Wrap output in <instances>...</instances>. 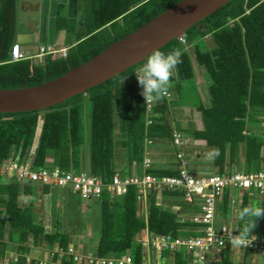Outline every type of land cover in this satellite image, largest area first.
<instances>
[{"label":"trees","instance_id":"16d2710c","mask_svg":"<svg viewBox=\"0 0 264 264\" xmlns=\"http://www.w3.org/2000/svg\"><path fill=\"white\" fill-rule=\"evenodd\" d=\"M178 1L80 0L81 15L67 17L60 12L57 19L58 27L74 31L76 37L66 56L54 52L38 58L25 53V57L11 60L17 0H0V88L36 85L62 75ZM209 35L214 41L212 46L205 40ZM182 37L186 42L174 38L125 71L60 103L41 109L0 112V161L9 157L19 162L30 158L34 168L52 164L63 170H83L109 183L116 174L126 177L143 172L147 136L159 143L166 142L175 151L172 130L176 128L184 133L189 131L195 141L211 148V166L216 169L213 173L235 171L241 155L243 171L264 168V134L246 131L249 115L264 114V0H230L189 27ZM190 46L208 79V98L203 100L197 95L193 102L183 92L184 82L195 75L187 48ZM167 55L173 56L167 72L169 89L172 94L173 90L177 92L182 104L158 96L156 85L161 72L155 66L149 67ZM137 70L144 72L142 79ZM144 84L152 85L150 91L157 96L151 124L146 123ZM86 97L91 99L89 124L85 120ZM171 105L194 106L201 123L185 127L177 121L173 126L168 116ZM117 126L125 148L122 168L117 161ZM149 171L159 176L178 173L174 166H156ZM51 189L47 184L26 183L17 175L8 178L0 167V264L6 253L14 249L19 252V264H27V256H31L30 264H39L43 248H52L56 242L63 247L68 245L70 235L61 229L60 220L57 219L53 230H48L41 219L42 208L35 201V197L48 194ZM242 190V199L237 203L232 201L233 190L224 189L217 205V219H229L234 206L236 226L241 232L252 234L259 225L264 232V193L257 191L260 200L251 201L248 191L254 189ZM24 195L30 196L28 204H21ZM137 196V185L129 184L126 192L118 194L105 186L101 196L95 198L100 213L94 248L97 257L120 256L130 250L133 262L142 264L145 250L137 238L144 230L151 234L179 235L182 229L200 233L197 224L182 214L186 205L182 191L163 190L159 199L158 192L151 190L145 213ZM233 252L227 245L217 263L205 264H255L245 259L235 261ZM162 255H171L172 262L160 260L158 264H193L192 254L185 249L164 250ZM63 262L73 263L69 258Z\"/></svg>","mask_w":264,"mask_h":264},{"label":"built area","instance_id":"2783aa9c","mask_svg":"<svg viewBox=\"0 0 264 264\" xmlns=\"http://www.w3.org/2000/svg\"><path fill=\"white\" fill-rule=\"evenodd\" d=\"M183 42L185 38L179 36ZM11 60H19L25 57L19 42L15 41L11 47ZM40 52L43 54L58 52L61 56H66L67 48L56 49L54 45H41ZM173 60L172 55L158 58L149 67H157L160 70V77L156 86L159 88V97L170 98L172 93L169 89L168 70ZM138 77L142 79L144 72L137 70ZM152 85L144 84V96L146 102V123L154 121L155 106L157 96L150 91ZM172 141L175 148V168L178 173L172 175H156L149 171L155 167L149 145L154 139L146 137V149L143 160V172L141 174H131L121 177L116 174L113 180L105 183L100 176H95L87 171L75 172L73 170H63L59 166L47 164L40 168H34L32 160L26 158L19 162L9 157L0 161V167L8 178L13 175L26 183L47 184L51 188L69 189L73 193L79 194L84 200L95 199L101 196L106 186L110 192L124 193L129 184L138 187V200L143 208V213L147 210V194L151 190L158 192L159 199L163 190L182 191V199L187 206H196L197 210L188 215L192 222L197 224L199 235H173V234H151L144 230L138 236V241L142 242L145 250L142 264H158L164 250L171 252L185 249L192 254L193 264H205L208 257L230 245L231 248H241L254 253H264V232L245 234L237 226L230 222L218 223L217 205L225 188L233 191L237 189H254L260 194L264 193V168L254 172L235 170L231 173L221 174L215 172L206 175H196L190 170V159L183 150L185 141L182 132L176 128L172 130ZM232 201L233 198H232ZM160 202V201H159ZM153 248L155 250L154 260L150 259ZM19 252L11 250L4 256L3 264H19ZM39 264H66L64 258L73 261L72 264H135L133 257L128 250L125 254L114 257H97L94 252L82 254L73 244L69 242L63 247L58 242L52 248H43ZM151 260V261H150ZM31 263V256H27V264Z\"/></svg>","mask_w":264,"mask_h":264},{"label":"water","instance_id":"95a60500","mask_svg":"<svg viewBox=\"0 0 264 264\" xmlns=\"http://www.w3.org/2000/svg\"><path fill=\"white\" fill-rule=\"evenodd\" d=\"M230 0H179L104 50L40 84L0 88V112L46 108L125 71Z\"/></svg>","mask_w":264,"mask_h":264},{"label":"rangeland","instance_id":"374dc122","mask_svg":"<svg viewBox=\"0 0 264 264\" xmlns=\"http://www.w3.org/2000/svg\"><path fill=\"white\" fill-rule=\"evenodd\" d=\"M34 1V0H33ZM37 0H35V4H37ZM24 0H20V4L17 1L15 6V25L16 30L18 31L27 21V19L30 16H34L33 10L27 5H23ZM37 9V8H36ZM38 10V9H37ZM80 12V11H79ZM39 13V10L38 12ZM32 14V15H30ZM81 15V14H80ZM81 18V16L79 17ZM72 19L69 21L71 22ZM78 19V24H79ZM38 34H36V46L39 44V39L37 38ZM196 37V36H195ZM206 43L208 46H212L214 44L213 38L211 35L207 36L205 38ZM198 42L197 39L194 40V42ZM192 64L195 70V75L192 79H188L184 82L183 85V92L186 96V98L191 99L192 102L197 99L195 96L197 95H203L202 99L207 98L208 92H207V83L208 79L206 76H203V79L200 77V70L202 69V66L197 62L194 56V50L190 47H187ZM204 73V71H203ZM205 75V74H204ZM206 95V96H205ZM171 100H174L175 103L182 104L181 98H178V94L175 90H173V94L171 95ZM204 97V98H203ZM193 98V99H192ZM187 99V100H188ZM186 100V99H185ZM190 102V100H189ZM192 102H190L192 104ZM90 112H91V99L90 97H86L85 99V120L87 124H89L90 119ZM168 116L171 120V123L173 126L176 125L177 121L180 122L182 126H190L189 122H193L194 124H200L201 123V117L200 113L195 110L191 109L189 107H174L171 105L169 109ZM119 127L117 126L116 129V148H117V161L119 162L121 168L124 166V163L126 161L125 159V148L122 146L121 143V136L119 135ZM183 135L185 134L182 132ZM187 135H184L185 137H192V134H190L189 131L186 133ZM155 142L151 144L150 152L154 156V158L157 161L164 160L167 158H172V153L170 151V146H167V143H161ZM173 149V148H172ZM208 151L204 149L197 150L196 146H192L190 148L189 156L191 159V165L197 166L195 164V160L197 157H204L206 156ZM89 154H88V147L85 148L84 153V165L85 168L89 165ZM166 157V158H165ZM205 158V157H204ZM192 166V167H193ZM213 171L205 172V174L213 173ZM204 174V173H203ZM38 203L41 207L40 215L42 221L45 222L48 230H53V228L56 225L57 219L60 220L61 229L65 232H68L70 235V241L73 242L74 246L82 253L86 254L88 252H94V248L97 243V232L99 231V225H100V213H99V203L95 199L90 200H84L82 199L78 194L72 193L68 189H58V188H52L50 193L40 195L35 197ZM30 202V196H22L21 198V204H28ZM184 210L188 211H182L183 215L184 213H192L193 207L185 206L183 208ZM257 233H261V226L259 225L256 229ZM181 235H199L200 233L191 231L189 229H182L180 231ZM15 250V249H14ZM36 249H34V252ZM152 255L150 256V259L154 260L155 258V250L151 248ZM235 250H242L241 248L235 247ZM33 252V251H32ZM39 253V252H38ZM252 256H255V259L264 264V253H256L249 252L247 253V258L253 259ZM251 259V260H252ZM161 262H172V256H161ZM159 260V261H160ZM218 259L214 260V263H217ZM151 261V260H150ZM156 260L151 261L153 264ZM212 263V260H208L207 263Z\"/></svg>","mask_w":264,"mask_h":264},{"label":"crops","instance_id":"0c3cea01","mask_svg":"<svg viewBox=\"0 0 264 264\" xmlns=\"http://www.w3.org/2000/svg\"><path fill=\"white\" fill-rule=\"evenodd\" d=\"M20 4V0H17ZM37 4H35V0H24L23 5H27L26 7H29L33 10L34 16H30L26 23L15 33V41H18L24 52L27 55H32L35 57H42V55L39 52V48L41 45H54L57 48L60 47H71L76 43V37L74 31H68L66 27L60 28L58 27L57 19L60 15V12H62L67 17H78L80 15L79 12V1L80 0H37ZM39 10V13L38 10ZM32 15V14H30ZM36 34H38V41L39 44L36 46ZM204 69L202 68L200 70V77L203 79ZM203 95H201L202 97ZM206 96V95H205ZM204 98V97H203ZM208 98V95H207ZM204 98V99H207ZM189 107L191 109H195L194 106H184ZM190 125L194 124L193 122H189ZM247 132H262L264 134V114H257V115H249L247 117ZM184 135H187L186 133ZM185 141L183 144V150L185 153L189 156L190 148L192 146H196L197 150L204 149L208 151L206 156L197 157L195 160V164L197 166H190V170L192 173L196 175H205V172L213 171L215 170L213 166H211V160H212V150L210 147H208L206 144H203L201 142L195 141L193 137L184 136ZM160 144V143H158ZM170 149L172 153V158H167L164 160L157 161L154 156L152 155V158L154 160V164L156 166H174L175 167V151L171 147ZM262 165L264 166V147L262 148ZM166 158V157H165ZM190 158V156H189ZM191 160V159H190ZM193 166V167H192ZM236 170H242L244 168V157L241 155L240 162L236 165ZM243 171V170H242ZM204 173V174H203ZM252 199L260 200L261 195L257 193L255 190H249L248 191ZM244 191L242 189H237L232 191L231 196L235 202L238 203L242 199ZM254 199V200H255ZM197 210L196 206H193V212ZM237 209L233 206L232 208V214L229 219L225 218H218L217 220L223 221V222H230L233 223L236 226L237 223ZM185 212L188 210H184ZM186 215H189L190 213H184ZM247 253L243 250L236 251L234 249V259L235 261H241L242 259H245L249 262L255 263V264H262L260 263L257 258L255 259V256H252L253 259L247 258ZM251 253V252H250ZM216 255L208 257L209 260H212V263H214L215 259H219L220 252L215 253ZM256 254V253H254ZM211 263V262H210Z\"/></svg>","mask_w":264,"mask_h":264},{"label":"clouds","instance_id":"9594fccd","mask_svg":"<svg viewBox=\"0 0 264 264\" xmlns=\"http://www.w3.org/2000/svg\"><path fill=\"white\" fill-rule=\"evenodd\" d=\"M181 36H183V35H181ZM177 38H179V37H177ZM18 42V41H17ZM21 45V44H20ZM22 47V46H21ZM55 47V46H54ZM56 49H59V48H57V47H55ZM60 48H67V52H68V49H69V47H60ZM23 49V48H22ZM24 51V50H23ZM39 52H40V48H39ZM54 53V52H53ZM40 54L41 55H45V54H43V53H41L40 52ZM48 54V53H47ZM154 139V138H153ZM155 141V140H154ZM155 142H157V141H155ZM154 143V142H153ZM151 147V145H149V149H151L150 148ZM151 157H152V153H151ZM153 159V158H152ZM153 163H154V160H153ZM155 165V164H154ZM155 167H156V165H155ZM185 206H187V205H185ZM16 250V249H15Z\"/></svg>","mask_w":264,"mask_h":264}]
</instances>
